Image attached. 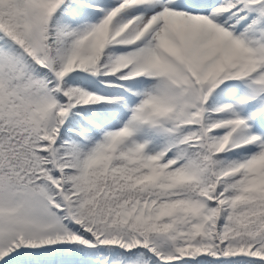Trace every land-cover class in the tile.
<instances>
[{
  "label": "snow or ice",
  "instance_id": "6c2138e0",
  "mask_svg": "<svg viewBox=\"0 0 264 264\" xmlns=\"http://www.w3.org/2000/svg\"><path fill=\"white\" fill-rule=\"evenodd\" d=\"M0 264H264V0H0Z\"/></svg>",
  "mask_w": 264,
  "mask_h": 264
}]
</instances>
